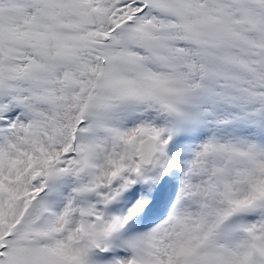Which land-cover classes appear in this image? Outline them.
Segmentation results:
<instances>
[{"label":"snow or ice","instance_id":"6c2138e0","mask_svg":"<svg viewBox=\"0 0 264 264\" xmlns=\"http://www.w3.org/2000/svg\"><path fill=\"white\" fill-rule=\"evenodd\" d=\"M0 264H264V0H0Z\"/></svg>","mask_w":264,"mask_h":264}]
</instances>
